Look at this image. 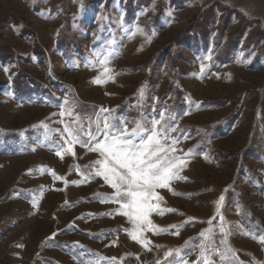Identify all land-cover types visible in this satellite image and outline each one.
<instances>
[{
  "label": "rangeland",
  "instance_id": "1",
  "mask_svg": "<svg viewBox=\"0 0 264 264\" xmlns=\"http://www.w3.org/2000/svg\"><path fill=\"white\" fill-rule=\"evenodd\" d=\"M104 53L115 79L97 85ZM15 68L43 87L16 90ZM0 82V264H163L177 248L194 264L210 227L218 252L226 240L242 264H264V0H0ZM65 100L81 116L103 107L127 121L165 109L175 117L171 135L187 179L157 189L160 207L175 211L151 214L165 231L144 233L150 251L125 231L133 225L110 199L115 189L94 175L99 154L74 145L75 155L57 156L66 133L46 139L42 123L62 132L60 121L72 119L58 115ZM239 108L241 119L223 135L224 119ZM252 134L258 156L246 151ZM221 195L226 236L216 215ZM210 258L221 264L218 253Z\"/></svg>",
  "mask_w": 264,
  "mask_h": 264
},
{
  "label": "snow or ice",
  "instance_id": "2",
  "mask_svg": "<svg viewBox=\"0 0 264 264\" xmlns=\"http://www.w3.org/2000/svg\"><path fill=\"white\" fill-rule=\"evenodd\" d=\"M96 62L101 65L103 72L92 82L100 85L113 81L115 77L112 75V70L107 67L110 63L109 54H97ZM203 69L202 65L201 70ZM139 95L142 99L143 88L139 90ZM59 107L62 111L58 115L72 117L69 122L60 121L64 125L63 131L50 129L43 123L41 125L45 128L46 139H51L50 134L53 132H59L61 137H64L66 133L67 139L64 140V144L55 146L56 155L62 157V152L75 155L74 145L87 147L89 151L99 154V159L91 165L95 169L94 175L102 177L115 189L114 196L110 199L120 205L119 214L126 216L133 225L131 230L125 231H128L133 241L150 251L148 245L151 241L144 233L152 232L159 235L165 231L153 223L150 219L151 214L162 215L165 211H175V209L165 210L160 207L163 197L159 195L157 189L171 191L170 185L173 181L187 179L181 175L186 165V158L176 155L179 138L171 135L177 131V128L170 124L175 117L165 109L159 113L158 117L150 120L141 116L138 120L127 121L117 117L113 109L101 107L91 115L81 116L78 113L74 114L77 105L70 104L68 100ZM191 154L192 150L189 149L186 156ZM92 174L89 173V175ZM52 175L55 179H63L56 176L55 172H52ZM173 194L177 193L173 192ZM224 199L225 197L221 195L216 201V215L220 217V231L226 236V221L221 214ZM207 223L211 225L212 219H209ZM174 234L179 235V231L177 230ZM200 237L199 259L194 264H214L210 257L217 253L221 258V264H232L233 261H236V264H242L235 251L227 246L226 240L221 241V244L225 245L224 251L218 252L214 247L211 227L202 231ZM257 239L258 242L264 243V235ZM189 243L190 241H186L185 247ZM162 260L163 264H188L183 249L180 248L166 251ZM111 264H116L115 258ZM155 264H162L161 259H157Z\"/></svg>",
  "mask_w": 264,
  "mask_h": 264
},
{
  "label": "trees",
  "instance_id": "3",
  "mask_svg": "<svg viewBox=\"0 0 264 264\" xmlns=\"http://www.w3.org/2000/svg\"><path fill=\"white\" fill-rule=\"evenodd\" d=\"M177 40H175V41H173L171 44H169L168 46L169 47H172L173 48V50H175L176 49V47H177V43H178V41L176 42ZM225 49H231V47H229L228 45H226V48ZM160 55H162V56H164V57H166V55L164 54H161V52L159 53ZM159 54H156L157 55V58H158V55ZM173 54H174V52H173ZM156 55H154L153 56V58H152V61H151V64H150V66H149V70L150 71H152L153 70V66H154V64L156 63ZM177 59H178V55H177ZM221 62L222 61H224V59H222V60H220ZM177 63H178V60H176V58H173L172 59V62H170V64H171V66L173 67V68H178L177 67ZM224 63H225V61H224ZM14 70V73H12V82L14 83V85H15V89L16 90H18L19 92L20 91H24V90H26V89H30V88H27L26 87V83L28 82V84H30V86L32 87V89H34V90H31V91H36V89H37V91H39V88H41V87H43L42 86V84H40L38 87L36 86L35 87V84H38V81H37V79H34L31 75H29L27 72H25L24 70H20V69H18V68H15V69H13ZM178 72H180L179 70H178ZM149 77L151 78V76L149 75ZM29 79V80H28ZM3 83V82H2ZM0 84H1V82H0ZM44 87H46V89H47V86H44ZM148 87H151V83L149 84V86ZM147 88V87H146ZM176 88L178 89V91H180V89L181 88H179V86L177 85V84H171L170 85V87H169V91L170 90H173V91H175L176 90ZM45 89V88H44ZM45 89V90H46ZM149 89V90H148ZM147 90L148 91H150V88H147ZM49 91H51V89H49ZM182 92V91H181ZM175 100H177V99H175ZM160 101H163V99L162 98H160ZM216 102H217V104H216ZM229 102V99H227V98H225V99H218V100H216V101H212V100H209L207 103L209 104L208 106H212V107H215V108H218V107H222V106H225L227 103ZM129 105V104H128ZM159 107H160V105H159ZM140 109H142V112L144 111V110H147V106H145V107H141ZM158 110H159V108H158ZM239 110H240V108L239 109H237L236 111H234L230 116H228L226 119H224V121H223V125H221V127H223V130L221 131L222 133H223V135L224 134H226L227 133V131H228V129L231 127V126H233V125H235V124H237V122H238V120H240L241 118L239 117ZM136 114H139V113H136ZM143 115V113H140V115ZM141 115V116H142ZM144 115H145V113H144ZM156 116H157V114H156ZM136 118H137V115H136ZM262 131H263V134H264V124L262 123ZM264 136V135H263ZM254 136H253V134H252V141H250L248 144H249V146H248V148H247V150L246 151H248V153H250V155H252V156H254V154H255V156H258L259 155V152H258V150L256 149L257 148V146H258V143H259V139H255L254 140V138H253ZM223 153V152H222ZM229 154H231V155H229ZM224 155H226V156H232L233 154H232V152H230V151H226V153L224 154ZM248 169V168H247ZM186 223H188L187 221H185Z\"/></svg>",
  "mask_w": 264,
  "mask_h": 264
}]
</instances>
